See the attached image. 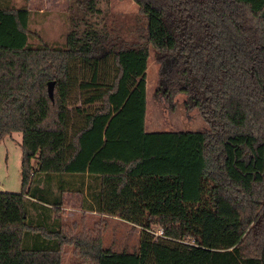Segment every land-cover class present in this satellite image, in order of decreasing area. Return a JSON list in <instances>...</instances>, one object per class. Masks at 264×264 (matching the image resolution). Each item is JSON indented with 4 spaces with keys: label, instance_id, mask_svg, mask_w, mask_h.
Returning a JSON list of instances; mask_svg holds the SVG:
<instances>
[{
    "label": "trees",
    "instance_id": "1",
    "mask_svg": "<svg viewBox=\"0 0 264 264\" xmlns=\"http://www.w3.org/2000/svg\"><path fill=\"white\" fill-rule=\"evenodd\" d=\"M131 1L141 41L106 37L101 54L93 0L69 1L79 16L59 46H31L28 11L0 9V138L20 132L0 264H60L65 244L76 264H264V0ZM150 48L154 94L169 109L183 94L206 129L144 130ZM63 192L138 226L135 249L102 247L103 217L72 233L56 215Z\"/></svg>",
    "mask_w": 264,
    "mask_h": 264
},
{
    "label": "rangeland",
    "instance_id": "2",
    "mask_svg": "<svg viewBox=\"0 0 264 264\" xmlns=\"http://www.w3.org/2000/svg\"><path fill=\"white\" fill-rule=\"evenodd\" d=\"M69 1L46 0L44 18L37 12L44 0H6V6L3 8L28 11V27L32 33L28 41L31 46H35L38 42L59 46L63 43L64 36L71 27L70 15L75 17L74 20L79 16V13L75 14L74 7L68 9ZM93 3V11L86 13L84 17L90 26L100 32V46L96 51L98 54H101L105 49V45L102 43H105L106 37L122 44L141 41L144 33V17L137 12L136 5L131 0H93ZM75 27L81 29L82 22H78ZM145 82V121L149 127L152 125L156 129L183 130L207 128L195 108L186 109L183 106V94L178 93L174 96L175 106L173 109H169L166 102L158 94H154L157 84V64L153 58L152 48L148 51ZM19 142V131H13L0 138V191L17 192L20 189ZM61 199L63 207L58 215L63 224L70 226L72 233L79 231L82 226L87 229L91 228L96 220L95 214L85 212L87 215L83 216V212L74 210L75 196L71 192H63ZM158 228L156 225L149 227L151 230ZM138 231V226H132L120 218L105 217L100 244L102 247L112 250L132 251L137 245ZM75 257L71 252V245L65 244L62 248L60 264H76L79 260Z\"/></svg>",
    "mask_w": 264,
    "mask_h": 264
},
{
    "label": "crops",
    "instance_id": "3",
    "mask_svg": "<svg viewBox=\"0 0 264 264\" xmlns=\"http://www.w3.org/2000/svg\"><path fill=\"white\" fill-rule=\"evenodd\" d=\"M46 5H47L46 4V0H44L43 4L37 10L38 14H41V16H43V18L45 17V14H46V11H44ZM3 6H6V0H0V9H4ZM136 10H137V8H136ZM147 58H148V56H147ZM146 69H147V61H146ZM146 69H145V72H146ZM145 95H146V83H145ZM145 105H146V103H145ZM144 130L148 131V132H153V131H176V130H183V129H168V128H166V129H156L152 125L149 127L148 123H146V121H145V115H144ZM73 195L75 196V199H74V207L75 208H74V210H79V211L83 212L82 213L83 216L87 215L86 213L95 214L96 220L94 222H96L97 219H99L100 217H103V218H105V217H109V218L113 217V218H117L118 219L117 215H108L106 213H102L100 211H97V209L95 207V204L93 203L92 198H89L85 194H84V197H83L84 198V204H86V205L90 204L91 205L90 207H84V206L82 207V206H80V198L77 197L75 194H73ZM76 198H78V199H76ZM41 204L44 205V206H49V204L44 203V202H41ZM61 207H63L62 204H61V206H59V212H60ZM59 212L56 213V215H58ZM32 214H33V216H35V218L39 221L40 224H44V223L48 224L49 222H51L52 218L54 217V213L53 212H51L49 210H46V209L45 210L41 209V207L37 209V212H33ZM58 217H59V215H58ZM61 220L62 219L59 218V221L61 223H63V221H61ZM102 231H104V228L102 229Z\"/></svg>",
    "mask_w": 264,
    "mask_h": 264
},
{
    "label": "water",
    "instance_id": "4",
    "mask_svg": "<svg viewBox=\"0 0 264 264\" xmlns=\"http://www.w3.org/2000/svg\"><path fill=\"white\" fill-rule=\"evenodd\" d=\"M52 84H53L52 80L46 81V91H47V94H48L49 98H51Z\"/></svg>",
    "mask_w": 264,
    "mask_h": 264
},
{
    "label": "built area",
    "instance_id": "5",
    "mask_svg": "<svg viewBox=\"0 0 264 264\" xmlns=\"http://www.w3.org/2000/svg\"><path fill=\"white\" fill-rule=\"evenodd\" d=\"M149 231L152 232L154 235H161V233H162L161 229H159V228L156 230L149 229Z\"/></svg>",
    "mask_w": 264,
    "mask_h": 264
}]
</instances>
